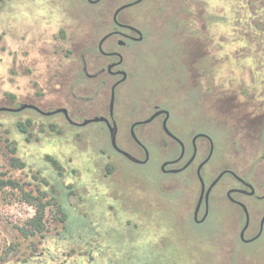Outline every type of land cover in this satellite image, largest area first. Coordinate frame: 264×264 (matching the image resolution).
Listing matches in <instances>:
<instances>
[{
  "label": "rangeland",
  "instance_id": "rangeland-1",
  "mask_svg": "<svg viewBox=\"0 0 264 264\" xmlns=\"http://www.w3.org/2000/svg\"><path fill=\"white\" fill-rule=\"evenodd\" d=\"M161 1L146 0L142 7L143 40L116 47L129 72L114 92L116 142L132 151L129 125L150 113H130L138 103L167 107L169 127L184 141L197 131L210 136L213 156L200 171L207 187L225 161H237L242 113L264 101V0L166 1L164 8ZM110 5L108 0H0V106L66 107L77 122L107 116L110 84L97 92L95 80L80 74V50L96 47L111 28L110 20L105 25L94 17L108 16ZM81 87L86 91L79 92ZM27 120L23 133L17 121ZM156 125L143 128L157 131ZM256 139L264 141V128ZM143 142L149 159L133 163L113 149L103 122L77 127L61 112L0 111V171L33 196L27 203L19 189L0 190V264H264V231L250 243L239 239V213L226 200L223 182L210 193L207 219L195 223L188 212L200 189L197 162L193 170L162 175L159 165L167 151L152 137ZM197 144L207 142L197 139ZM11 157L25 166L12 167ZM39 202L46 203L44 236L31 238L28 261L12 251L5 254L9 243L22 241L14 225L33 215Z\"/></svg>",
  "mask_w": 264,
  "mask_h": 264
},
{
  "label": "flooded vegetation",
  "instance_id": "flooded-vegetation-1",
  "mask_svg": "<svg viewBox=\"0 0 264 264\" xmlns=\"http://www.w3.org/2000/svg\"><path fill=\"white\" fill-rule=\"evenodd\" d=\"M83 1V0H82ZM89 4H96L99 1L104 0H85ZM111 1V5L108 9L110 13L106 15H95L94 17L102 18L101 21L105 25L110 20L111 28L104 33L98 40L96 47L85 46L81 48V70L80 74L88 79L95 80L97 86V92L103 89V87L109 83L110 87L115 84V89L124 81L129 78L128 70L123 68V61L125 56L123 52L116 47L127 46L128 43L141 42L145 36L143 26L138 23V20H142L146 14L143 10L146 0H108ZM166 1H176V3L182 4L183 0H164L161 1L163 8L166 7ZM121 7V8H120ZM134 8V9H133ZM100 45L102 37L107 35ZM115 37V38H114ZM109 66V67H108ZM109 87V92H110ZM87 87L78 88L79 92H85ZM109 101V94H108ZM22 104V103H19ZM18 104V105H19ZM33 104V103H29ZM35 105V104H34ZM203 105V104H202ZM264 101L258 103L255 111L242 113L237 127L244 132L241 135L240 146L241 149L237 153L236 162L225 161L222 164V168L214 173V177L209 184L218 176V180L211 187L208 194L204 185V191L201 195V183L197 174L198 165L209 156L206 162L200 168L203 167L211 160L213 156V142L210 136L205 131H197L188 141H184L175 131H172L169 127L170 109L161 106L160 104L151 103L150 100L142 101L138 103L130 113L136 115H144L147 110L150 111L149 115L143 119H135L129 125V134L133 141V149L130 154L135 156L144 162H133L143 164L149 159V150L144 144L143 139L154 138L158 141L161 149L166 150V157L162 159L159 165V170L162 175H175L184 172L188 168L193 170V166L196 163L194 172L196 174L200 189L198 196L194 202L192 209L188 212L191 219L195 223L204 222L209 215L210 208V193L212 189L223 182L225 190L226 200L237 207L239 213V220L241 227L238 232V237L243 243H250L256 241L263 235L264 231V141L256 139V131L264 128ZM37 106V105H36ZM78 105H73V109L77 111ZM206 107V105L204 104ZM38 107V106H37ZM40 108V107H39ZM57 108V107H56ZM66 108V107H64ZM31 109V108H30ZM41 109V108H40ZM67 109V108H66ZM34 110V109H33ZM43 110V109H42ZM159 110H166L158 112L150 121L141 122L156 113ZM36 111V110H35ZM39 113V112H38ZM63 114V113H62ZM68 114V109H67ZM64 115V114H63ZM69 116V114H68ZM104 116V115H102ZM65 117V116H64ZM70 117V116H69ZM109 123L112 124L114 120L109 115V108L107 103V116ZM66 118V117H65ZM90 118V117H89ZM71 119V118H70ZM86 119V118H84ZM83 119V120H84ZM67 120V119H66ZM82 120V121H83ZM68 121V120H67ZM74 121V120H72ZM133 126L134 134L138 141L133 139L130 130L134 122H139ZM69 122V121H68ZM77 122V121H74ZM81 122V121H80ZM77 122V123H80ZM99 122V121H97ZM103 122L106 126L107 123ZM152 122H156V130L144 129L145 125ZM70 123V122H69ZM90 123V122H89ZM116 123V122H115ZM77 127L85 125H79L70 123ZM117 126V125H116ZM138 127H142L136 129ZM167 130L173 135L168 134ZM108 128V127H107ZM157 133V135H154ZM203 134V135H198ZM197 139H201L207 142L206 146L198 145ZM229 148V147H228ZM114 149V148H113ZM115 150V149H114ZM174 150V151H173ZM116 151V150H115ZM199 161L198 156L201 155ZM241 153V154H240ZM121 154V153H120ZM142 156L141 158L137 157ZM193 157V158H192ZM164 164V166H162ZM213 176V175H212ZM210 176V177H212ZM226 177V179H224ZM169 182V186L179 188V183L173 179H165ZM187 180L182 184L186 187ZM254 199L255 201H252ZM247 210L246 212L243 205ZM262 204V205H261ZM246 225V226H245Z\"/></svg>",
  "mask_w": 264,
  "mask_h": 264
},
{
  "label": "trees",
  "instance_id": "trees-1",
  "mask_svg": "<svg viewBox=\"0 0 264 264\" xmlns=\"http://www.w3.org/2000/svg\"><path fill=\"white\" fill-rule=\"evenodd\" d=\"M250 2L252 1H249V0L246 1V3H250ZM29 123H30L29 120H27L26 122L17 121V127L19 128L21 132L27 133V125ZM10 151L14 153L15 147L13 146L12 148H10ZM45 156H46V159H48L55 168L60 169V165L54 157L48 154H46ZM10 160H11L10 164L14 168H23L25 166V163L22 160H20L18 157H11ZM109 171L111 170L109 169ZM4 174L5 172L0 171V190L6 189V188H9L12 190L19 189L21 191L20 199L26 201L27 203H30L33 198L30 191L25 190L24 187L13 177L5 176ZM41 194H44V193H41ZM43 196H46V195H41V198ZM45 206H46V203L39 202L38 209H36V212L33 215L26 218L22 222L23 224L21 226L17 224L14 225L15 227L18 228L19 232L21 233L22 241H19L16 243L14 242L9 243V245L7 246L8 249L4 251L5 254H8L12 251L13 253H17L19 256L22 255L21 261L23 262L28 261L29 259L28 257L31 254L32 246L34 244L31 238L35 235L44 236L43 232H44ZM68 226L67 225L65 226L67 230L69 228ZM89 249L91 250V247H89ZM24 254H28V256H24Z\"/></svg>",
  "mask_w": 264,
  "mask_h": 264
},
{
  "label": "water",
  "instance_id": "water-1",
  "mask_svg": "<svg viewBox=\"0 0 264 264\" xmlns=\"http://www.w3.org/2000/svg\"><path fill=\"white\" fill-rule=\"evenodd\" d=\"M121 8V7H120ZM107 35H105L104 37L101 38L100 40V45L102 43V41L106 38ZM109 67V66H108ZM114 88H115V84H113L111 87H110V92H109V101H108V108H109V115L112 117V114H113V105H114ZM25 108H31V109H34L36 110L37 112L41 113V114H45V115H50V114H54L56 112H61L64 114V116L66 117V119L70 122V123H74V124H79V125H85L89 122H96V121H105L107 123V127H108V130H109V140H110V143H111V146L116 150L118 151L119 153H121L122 155H124L126 158H128L129 160L133 161V162H144V161H141L140 159L136 158L135 156H133L132 154H130L128 151L120 148L118 145H117V142H116V133H117V126H116V123L115 121H113L112 124L109 123V120L107 117L105 116H102V115H96V116H93V117H90V118H86L84 119L83 121H81L80 123H77V122H74L72 121V119H70V117L68 116L67 114V109L64 108V107H57V108H54L52 110H48V111H45V110H42L40 109L39 107H37L36 105L34 104H29V103H22V104H19L18 106L16 107H11V106H0V111H12V112H17V111H20V110H23ZM162 111H165L167 113L166 110H159L157 111L156 113H153L151 116H149L148 118H146L145 120L141 121V122H148L150 121L156 114H158V112H162ZM137 123H140L139 122H134L133 125L131 126V130H130V133H131V136L133 137V139H135L136 141H138V139L136 138L135 134H134V130H133V126ZM165 130L168 132V134L172 135L168 130L167 128L165 127ZM198 135H203V134H198ZM173 136V135H172ZM210 156V154H209ZM209 156L207 158H205L199 165H198V168H197V174H198V177H199V180H200V183H201V195L204 191V183H203V180L201 178V175H200V168L201 166L203 165L204 162H206V160L209 158ZM193 158V157H192ZM165 163H163L162 166H164ZM220 175H218L210 184L209 186L207 187L206 189V194H208L209 190L211 189V187L215 184V182L218 180ZM243 205V204H242ZM243 208L246 212V215H247V210L245 208V206L243 205ZM246 226V225H245Z\"/></svg>",
  "mask_w": 264,
  "mask_h": 264
},
{
  "label": "snow or ice",
  "instance_id": "snow-or-ice-1",
  "mask_svg": "<svg viewBox=\"0 0 264 264\" xmlns=\"http://www.w3.org/2000/svg\"><path fill=\"white\" fill-rule=\"evenodd\" d=\"M213 2L223 3V2H235V0H213Z\"/></svg>",
  "mask_w": 264,
  "mask_h": 264
}]
</instances>
